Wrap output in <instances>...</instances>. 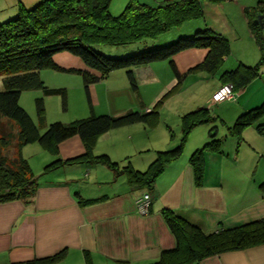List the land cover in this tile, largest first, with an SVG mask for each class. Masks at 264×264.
<instances>
[{"label": "crops", "instance_id": "obj_1", "mask_svg": "<svg viewBox=\"0 0 264 264\" xmlns=\"http://www.w3.org/2000/svg\"><path fill=\"white\" fill-rule=\"evenodd\" d=\"M149 1H153L151 4L161 3ZM263 4L264 0L203 1L200 4L202 18L177 28L180 34L177 37L207 29L223 37L231 52L233 46L254 41L251 26L256 15H264ZM5 12L6 9L0 7V23L7 17ZM184 28L185 32L182 31ZM206 54V50L190 49L172 60L179 73L187 76L189 69L201 63ZM228 57L229 54L222 58L220 69ZM79 70L86 71L84 68ZM132 71L137 89L131 90L137 99H113L112 93L118 85L129 86L123 80L126 76L123 70L111 72L100 81L108 99L96 100L104 105L107 115L149 112L160 100V95L172 84H177L170 63L166 61L136 67ZM47 72L49 69L40 72L43 83L44 73L49 77L62 74ZM221 85L219 81L212 95ZM251 98L241 99L238 107H231L230 114L219 111V118L227 125L223 122L224 130L216 128L215 141L220 142L219 146L201 154L199 184H196L189 160L210 140V136L206 126L189 130L181 155L168 162L155 179L146 216L137 213L135 200L147 191L132 190L125 175L116 177L103 164L79 163L46 171V165L40 166L41 161L34 162L36 170L29 163L39 184L34 195L28 200L0 204V264L27 263L61 251L65 253L63 258L50 264L154 263L163 251L176 246V239L162 215L163 209L171 210L205 233L219 228L232 229L264 218V191L261 187L264 183V134L258 132L259 124L247 126L237 134L228 130L239 115L263 101ZM168 100L164 99L158 109L156 126L136 123L110 130L96 140L92 156L107 155L119 168L129 165L136 171H147L157 152L174 148L183 136L182 125L177 134L170 125L161 122L160 111ZM96 107L90 111L95 115ZM195 109H190L187 114ZM85 115L83 112L79 117ZM42 118H38L37 124L40 132L46 127ZM215 121L222 124L218 118ZM27 146L23 147L22 155ZM42 150L51 157L50 163L85 153V147L77 137L61 143L56 155ZM39 156L46 159L43 154ZM100 198L97 203L80 204L81 200ZM199 264H264V245L212 256Z\"/></svg>", "mask_w": 264, "mask_h": 264}, {"label": "trees", "instance_id": "obj_2", "mask_svg": "<svg viewBox=\"0 0 264 264\" xmlns=\"http://www.w3.org/2000/svg\"><path fill=\"white\" fill-rule=\"evenodd\" d=\"M148 1L130 0L118 16H112L109 11L111 0H39L31 9H26L20 3L16 18L0 24V78L3 84L0 90V118L10 121L8 125L0 120V204L28 200L38 188L29 163L22 156L23 147L37 143L48 153L56 155L59 145L74 137L82 141L85 153L64 161L55 160L46 165V171L79 163L103 164L116 177L125 175L126 183L132 190L140 189L152 194L157 176L168 162L181 155L189 130L210 118L205 108L184 115L183 136L179 144L170 150L157 152L148 170L139 172L129 165L119 168L107 155L92 156V148L96 140L110 130L136 123L156 126L158 109L164 99H160L146 113L130 111L120 116L91 113L69 124L52 123L43 132L20 106V96L25 91L42 90L45 95H65L63 89H48L44 85L40 72L48 69L82 75L91 111L89 85L104 80L114 71H125L129 86L135 91L137 84L133 68L168 60L176 78L177 84L173 88L176 89L186 73L180 74L172 59L186 50L202 49L207 51L204 60L188 72L205 70L212 75L217 73L222 58L230 52L228 43L220 35L202 29L190 37H179L166 46H160L157 40L186 22L200 20L201 2L220 3L222 0H166L159 4ZM251 29L256 39H261L257 33L258 27L252 25ZM136 44L145 46L138 53L120 58L107 57L94 49L95 46L127 47ZM60 52L79 57L91 72L59 67L53 57ZM263 63L264 55L254 66L239 63L233 70L223 71L219 78L221 87L230 84L235 93L243 90L259 76V65ZM36 106L38 118H42V99L36 100ZM263 116L264 101L239 115L228 130L237 134L243 128L257 123ZM215 120L210 118V121ZM13 126L17 129L15 138ZM257 130L264 134V125H257ZM209 136L210 140L189 160L196 184L201 179L202 152L216 149L220 144L215 141V128H211ZM11 145L13 160L5 155ZM261 187L264 191V183ZM101 199L81 200L80 204L97 203ZM162 215L176 239V246L163 251L160 258L151 264H199L212 256L264 245V218L232 229L219 228L205 233L169 209H163ZM64 254L61 251L51 257L22 264H50L62 259Z\"/></svg>", "mask_w": 264, "mask_h": 264}, {"label": "rangeland", "instance_id": "obj_3", "mask_svg": "<svg viewBox=\"0 0 264 264\" xmlns=\"http://www.w3.org/2000/svg\"><path fill=\"white\" fill-rule=\"evenodd\" d=\"M130 0H111L109 5V11L112 16H118L124 8L127 6ZM163 0H158V2H162ZM39 0H0V7L6 9L7 17L4 18V22L9 20H13L16 18L18 14V4H22L26 9H31L35 6ZM150 2V1H148ZM153 3V1H151ZM13 9V12H12ZM13 14V15H12ZM9 16V17H8ZM3 22V23H4ZM2 24V23H0ZM185 32V28L182 29ZM261 39L254 38L251 44L250 42L246 44H238L233 46L231 52L229 53L228 61L224 62L220 71L216 74L212 75L207 71H199V72H191L182 80L181 84L177 86L176 89H173L176 85L172 84L171 87L167 88L159 97V99H170L167 101L166 105L161 108V116H162V124L170 125L176 133L178 134L182 125V118L190 109L195 110L199 108L208 109L210 118H218L220 122L223 124V120L219 118V111H227L230 112L231 107L235 109L234 105H237L241 99H263L264 101V63L259 65V76L253 80L250 84H248L241 94L238 92L235 94V98L230 101H223L220 103H214L212 100V92L217 87L219 83L220 75L223 71H230L237 67L239 63L243 64L247 62L246 66H254L259 63L262 55H264V29H260L257 32ZM193 34V33H192ZM179 30L173 29L170 32H167L163 36H161L157 42H160V46H166L177 40L179 37ZM190 37L192 35H187L185 37ZM144 44H136L127 47H111V46H95L94 49L107 56L114 58L125 57L131 54L138 53L139 50L144 48ZM53 60L64 67L67 68H84L87 70V67L84 65L82 60L69 53V52H60L54 55ZM243 62V63H242ZM166 63L169 64V61L166 60ZM89 70V69H88ZM120 71V70H119ZM56 72V71H55ZM50 75L53 73V70H49ZM62 74H52L50 77L45 73L43 74V78L45 80V86L48 89H64L65 95L62 94H50L45 95L42 90H31L25 91L21 94L19 104L20 106L27 112V114L32 118V120L38 124V112L36 106V100L42 99L44 111L42 113V119L44 120L43 124L47 127L48 125L59 122L62 124H69L72 121L79 120L82 118H86L90 116V108L88 105L86 93H85V82L82 75L79 74H71L64 73ZM126 74V72H125ZM54 75V76H53ZM126 78V76H125ZM123 78L124 81L129 82L127 78ZM126 83V82H125ZM102 82H98L95 84L89 85L90 99H91V107H96V115H107L104 105L102 103L98 104L96 99H108L104 95L105 86H102ZM129 87V88H128ZM3 89V84L0 78V90ZM240 92V91H239ZM214 94V93H213ZM113 99H137L133 94L130 86L122 87L118 85L117 90L112 93ZM262 101V102H263ZM261 104V103H260ZM260 104H255L259 106ZM252 107L255 108L257 106ZM238 107V105H237ZM194 110V111H195ZM86 112L85 116H80L81 113ZM123 114V113H122ZM120 114V115H122ZM223 114V113H222ZM237 114V113H236ZM117 115V116H120ZM225 117V115H224ZM237 117V116H236ZM208 117L207 122L202 123L195 127L198 129L200 126H206L207 131H210L211 128L219 127V129L224 130V124H219L216 121H210ZM232 118V117H231ZM263 118V117H262ZM258 120L254 126L257 124L264 125L262 123L263 119ZM3 122H7L10 124V121L0 118ZM227 125V124H225ZM12 133L17 134V129L13 126ZM45 127V128H46ZM180 127V129H179ZM203 127V128H204ZM44 128V129H45ZM199 128V129H203ZM42 129V132L43 130ZM226 129V128H225ZM182 130V129H181ZM180 140V139H179ZM227 145V144H226ZM225 145V146H226ZM43 154L46 159H42L39 155ZM5 155L13 160V146L11 145ZM23 158L28 161L32 166L34 165V169L36 170L35 161H41L40 166L48 165L51 157L42 150V147L39 144H29L24 152ZM53 162V161H52ZM37 176V175H36Z\"/></svg>", "mask_w": 264, "mask_h": 264}, {"label": "built area", "instance_id": "obj_4", "mask_svg": "<svg viewBox=\"0 0 264 264\" xmlns=\"http://www.w3.org/2000/svg\"><path fill=\"white\" fill-rule=\"evenodd\" d=\"M235 92L232 85H224L218 89L212 96L214 103H220L223 101H230L235 98ZM152 195L149 192H145L135 200L136 211L139 215L146 216L149 213Z\"/></svg>", "mask_w": 264, "mask_h": 264}, {"label": "water", "instance_id": "obj_5", "mask_svg": "<svg viewBox=\"0 0 264 264\" xmlns=\"http://www.w3.org/2000/svg\"><path fill=\"white\" fill-rule=\"evenodd\" d=\"M252 25L263 28L264 27V15H257L256 19L252 22Z\"/></svg>", "mask_w": 264, "mask_h": 264}]
</instances>
